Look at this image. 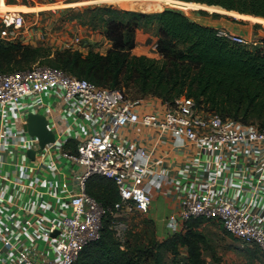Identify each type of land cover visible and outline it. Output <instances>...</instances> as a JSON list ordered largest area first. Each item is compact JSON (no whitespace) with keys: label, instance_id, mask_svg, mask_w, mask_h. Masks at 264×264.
Listing matches in <instances>:
<instances>
[{"label":"built area","instance_id":"2783aa9c","mask_svg":"<svg viewBox=\"0 0 264 264\" xmlns=\"http://www.w3.org/2000/svg\"><path fill=\"white\" fill-rule=\"evenodd\" d=\"M0 28L6 43L28 40L18 12L0 15ZM216 29L264 52L262 38ZM63 46L88 51L79 37ZM146 100L49 66L0 73V264H74L100 238L106 216H145L154 193L175 204L169 236L201 218L264 255V128L223 119L185 96L171 105L154 99L164 109L159 116ZM29 114L44 116L53 142L41 147L28 134ZM124 126L132 138L119 131ZM166 144L190 157L174 174L157 166L155 152ZM92 175L114 183L110 207L86 193ZM112 226L122 241L123 227Z\"/></svg>","mask_w":264,"mask_h":264},{"label":"trees","instance_id":"16d2710c","mask_svg":"<svg viewBox=\"0 0 264 264\" xmlns=\"http://www.w3.org/2000/svg\"><path fill=\"white\" fill-rule=\"evenodd\" d=\"M161 1L169 7L204 9L264 25V0ZM89 10L94 12L90 21L103 24V36L110 44L105 54L70 49L50 54L32 44L0 40V73L30 69L45 60L49 67L101 88L119 89L127 96H134L133 99L154 98L171 105L175 99L185 96L223 119L264 128V52L261 49H247L218 37L216 28L193 21L175 9L152 14L113 7L94 6ZM217 13L192 12L211 19H232ZM149 23L155 26L158 59L132 54L136 31ZM86 193L103 207H110L118 200L114 183L99 175L88 178ZM204 221L192 219L185 224L184 232L162 242L153 237L152 245L141 247L120 241L112 218L106 216L100 238L90 242L74 264H206L203 252L207 240L200 232ZM180 247L186 251L184 258L179 257ZM253 247L246 249L247 257L264 264V255Z\"/></svg>","mask_w":264,"mask_h":264},{"label":"rangeland","instance_id":"374dc122","mask_svg":"<svg viewBox=\"0 0 264 264\" xmlns=\"http://www.w3.org/2000/svg\"><path fill=\"white\" fill-rule=\"evenodd\" d=\"M94 6L113 7L146 14L156 13L165 9H175L202 25L224 26L226 30L245 34L247 37L255 39L264 37V25L256 21H244L236 18L244 21V23H238L235 21V17L217 12V14L225 15L232 19L223 17L211 19L192 14L193 11H204V9L185 10L169 7L163 4L161 0H0V15L11 11L23 15L27 30L25 40L26 38L28 39L25 44L42 47L50 54H54L56 50H62L61 45L75 37H79L83 48L105 54L110 44L103 36V24L99 21H90L94 12H91L89 8ZM206 12L208 14L214 13L207 10ZM96 15L98 16V14ZM257 23L259 24L258 27L255 26ZM156 39L154 23H149L147 27L138 29L135 33L136 48L132 51V54L145 55L151 58H154L153 55L155 54L159 58L156 49L154 50ZM37 65L47 66L48 64L45 60H40ZM128 97L134 98L131 94H128ZM143 104H145V101H143ZM119 131H123L122 128ZM157 200L160 199L158 198ZM172 212L176 214V209H173ZM161 216L160 214V218ZM146 218L148 220L151 219ZM146 218L141 215L114 220L115 225L121 224L123 227L120 231L121 240L141 247L152 245L154 243L153 225ZM151 220L155 225L161 221V219L156 218ZM181 226L182 221L179 220L178 231H180ZM200 232L204 234L207 240V247L203 252L206 264H258L257 261H253V258H248L246 254V249H253L254 247L242 245L236 239L225 234L216 222L204 221L200 226ZM156 235L155 240L157 242H162L169 237L167 228L164 230L162 226L158 228ZM178 252L180 258L185 257L186 251L184 248L180 247Z\"/></svg>","mask_w":264,"mask_h":264},{"label":"crops","instance_id":"0c3cea01","mask_svg":"<svg viewBox=\"0 0 264 264\" xmlns=\"http://www.w3.org/2000/svg\"><path fill=\"white\" fill-rule=\"evenodd\" d=\"M210 27L226 29L224 26H217V27L210 26ZM235 34L246 36L245 34H240V33H235ZM63 43H64V40H63ZM61 46H62L61 47L62 50H64L65 47L63 46V44ZM58 51H61V50H58ZM153 56L154 58L158 59L157 55L155 56L154 54ZM146 102H147V106H149L150 108L149 111L158 113V116L164 110L163 107L160 106L159 102L155 101L153 98H150V99L147 98ZM122 130H123L122 132H125L126 137L132 138V131L131 129H129V127L124 126ZM182 153L183 152L180 149H175L171 145H168V144L160 145L158 150L155 152V155L159 158V164L157 165L158 168L160 170L167 169L171 172V174L176 173L181 163H184L190 160L189 156L182 154ZM158 198L160 200H157ZM173 209H176V208H175L174 202L171 199L166 198L161 195H157L155 193L152 195V202L149 207V213L145 215V218L148 217L151 219L152 218L161 219V221H159V223L155 225V223L151 219L148 220L146 218L153 225L152 232H153L154 238L157 236L156 233L158 232V228H160L161 226L163 227L164 230L165 228H167L166 222H167L168 217L173 214L172 212ZM160 214L162 215L161 218H160ZM164 216H166V218H164Z\"/></svg>","mask_w":264,"mask_h":264},{"label":"water","instance_id":"95a60500","mask_svg":"<svg viewBox=\"0 0 264 264\" xmlns=\"http://www.w3.org/2000/svg\"><path fill=\"white\" fill-rule=\"evenodd\" d=\"M26 129L30 136L36 137L38 139L39 145L41 147H43L46 143L53 142L54 140L53 134L46 130V121H45L44 116L42 115L29 114L27 116ZM27 156L33 159L34 152L28 151Z\"/></svg>","mask_w":264,"mask_h":264},{"label":"bare ground","instance_id":"6f19581e","mask_svg":"<svg viewBox=\"0 0 264 264\" xmlns=\"http://www.w3.org/2000/svg\"><path fill=\"white\" fill-rule=\"evenodd\" d=\"M13 13H15L14 11H11V12H6L7 15H10V16H13ZM244 16V15H243ZM247 16V15H245Z\"/></svg>","mask_w":264,"mask_h":264}]
</instances>
